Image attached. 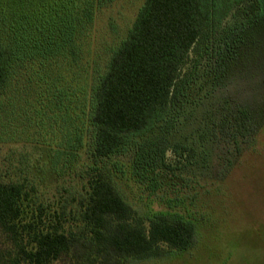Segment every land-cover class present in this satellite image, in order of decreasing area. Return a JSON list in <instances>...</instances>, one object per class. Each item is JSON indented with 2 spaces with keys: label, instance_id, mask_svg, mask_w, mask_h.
<instances>
[{
  "label": "trees",
  "instance_id": "trees-1",
  "mask_svg": "<svg viewBox=\"0 0 264 264\" xmlns=\"http://www.w3.org/2000/svg\"><path fill=\"white\" fill-rule=\"evenodd\" d=\"M110 2L0 0V95L44 99L35 113L26 110L20 132L35 136L39 125L62 122L52 167L60 175L78 167L81 183L51 206L36 200L35 183L0 179V231L14 251L11 264H127L196 245L194 222L171 210L143 216L121 181L155 193L167 177L182 176L180 164L188 167L196 149L177 132L179 118L211 80L227 82L244 31L264 20V0H145L89 84L80 70L85 42ZM232 12L242 20L230 28ZM227 131L248 139L250 110L238 109Z\"/></svg>",
  "mask_w": 264,
  "mask_h": 264
},
{
  "label": "rangeland",
  "instance_id": "rangeland-1",
  "mask_svg": "<svg viewBox=\"0 0 264 264\" xmlns=\"http://www.w3.org/2000/svg\"><path fill=\"white\" fill-rule=\"evenodd\" d=\"M144 2L112 0L98 9L80 69L89 84L99 69H105ZM232 14L225 21L230 28L242 20ZM242 38L239 56L228 65L227 82L211 80L200 99L179 118L177 132L196 149L188 167L184 168L187 161L180 164L182 176L167 177L155 193L127 177L121 181L126 197L143 216L171 210L194 222L195 247L170 250L163 257L144 261L131 259L127 264H264V20L248 27ZM204 69L203 64L200 71ZM76 72L79 78L82 74ZM78 78L77 86L82 83ZM202 83L203 76L198 85ZM8 94L0 95V179H27L37 185L38 202L59 205L61 197L81 185L78 167L63 175L52 167L51 156L62 142L63 123L53 122L47 129L39 125V133L33 136L32 130L27 137L20 132L22 118L26 110L35 113L41 108L44 99H37V94L26 103V97L12 101ZM240 108L251 112L254 132L248 139H234L227 131ZM168 156L173 159L170 151ZM13 253L0 231L1 261L11 264Z\"/></svg>",
  "mask_w": 264,
  "mask_h": 264
}]
</instances>
